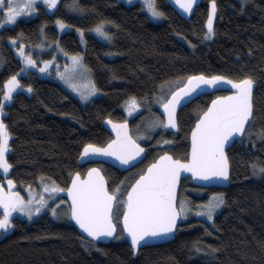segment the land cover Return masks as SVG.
<instances>
[{"label":"trees","instance_id":"16d2710c","mask_svg":"<svg viewBox=\"0 0 264 264\" xmlns=\"http://www.w3.org/2000/svg\"><path fill=\"white\" fill-rule=\"evenodd\" d=\"M211 2L199 0L189 17H184L169 0H156L164 16L153 22L139 2L128 5L118 0H79L83 10L78 11L69 7L72 0H59L52 12L39 6L35 17L1 30L0 93L4 82L21 69L8 44L9 37L20 36L30 44L42 39L48 44L59 41L68 54L82 51L73 30L57 32L58 18L73 29L83 30V62L100 92L82 104L59 83L35 71L19 76L23 88L31 85L32 91L14 93L3 116L11 133L7 159L12 165L9 177L16 182L14 190L20 192L22 186L37 189L43 185L42 179L67 188L70 174L79 171L83 175L91 165L79 161L84 145L101 146L111 139L105 120H125L122 106L135 98L143 110L129 120L130 126L144 128L154 115L161 118L159 111L152 112L154 101L169 95L187 76L199 73L253 78L255 143L245 138L228 149L229 187L200 188L189 178L182 180L179 200L189 201L194 212L214 192L224 194L225 204L212 221L190 211L171 242L135 251L121 234L122 210H118L120 238L93 245L63 215L68 205L59 192L64 202L60 218H53L49 212L31 222L14 218L12 230L0 237V264H264V175H254L252 170L253 163L264 165V139L256 136L264 129V0H215L214 35L208 40L204 33ZM100 21L106 22L109 41L91 33ZM219 94L222 92L209 93L181 109L178 131L158 130L156 137L145 134L150 137L146 138L147 157L133 170L123 173L97 164L109 189L122 186L121 182L130 183L162 151L184 158L197 114ZM163 139L173 144L158 145Z\"/></svg>","mask_w":264,"mask_h":264},{"label":"snow or ice","instance_id":"6c2138e0","mask_svg":"<svg viewBox=\"0 0 264 264\" xmlns=\"http://www.w3.org/2000/svg\"><path fill=\"white\" fill-rule=\"evenodd\" d=\"M174 2L184 12L190 13L195 0H174ZM43 3L49 9H54L57 7L58 0H43ZM36 5L37 0H0V11L3 12V17L0 18V28L8 24H15L17 18L22 15L38 12ZM144 5L152 17L164 16V12L158 8L156 0H144ZM69 7L73 10H83L79 0H72ZM216 11L217 5L215 0H212L211 11L207 19V31L204 33L208 39L214 35L213 17ZM55 23L60 29H64L66 26L65 21L59 18ZM105 23V21H100L94 30L101 36L110 39V33L106 32L104 28ZM41 31L43 32V29ZM78 31L83 32L82 29H78ZM17 39L18 37H9L13 45ZM16 50L26 65L36 64L31 54L25 53L23 46ZM44 63L45 68H41V71H45L46 66L51 62L45 61ZM81 66L80 55H74L70 66L73 71L64 74L62 79H65L71 87L80 92L82 99H87L96 91L94 84L90 87H78L76 84H71V80L75 78L76 70ZM224 84L230 85L231 90L228 91V94L216 96L205 110L197 114L195 125L191 129L190 153L186 154L184 158H176L169 151H162L152 163L147 165L146 170L141 171L130 188L124 190L126 196L123 199H120L123 196L121 186L117 185L114 189L109 190V185L101 170L95 167L89 168L86 175H82L79 171L70 174L71 183L67 188L60 187L54 181L51 184L44 183L42 179V192L33 194L31 186H29L30 195L28 199H25L20 192L14 190L16 182L7 178L9 169L12 167L7 159L11 133L4 120L0 119V170L7 178V185L0 181V230L7 232L14 227V213H21L31 219L35 214H39L47 208L51 196L46 198L43 195L44 192L66 191L70 197V203L63 215L74 220L79 229L91 238L93 245L98 240L104 241L109 237L120 238L115 235L118 208H122L121 234H127L134 250L153 239L167 237L177 227L178 220L193 211L189 201L177 200V187L181 173L189 172L193 177L204 181H227L230 177V164L226 148L237 140L243 141L247 138L252 141L254 80L251 76L231 79L228 76L216 74L189 75L186 81H182L180 85L176 86L175 91H170V95L165 94L160 97L159 102L165 118L157 117L148 124V127L153 130L162 127L178 131L177 106L201 86ZM5 87L3 100H0V113L4 111V101L11 100L13 92L23 85L17 76L13 75L5 81ZM27 88L29 92L32 91L31 85H28ZM132 103L135 107H139V105H135V98ZM113 127L117 133L115 140L110 141L105 147L85 144L81 156L103 154L115 157L123 164H128L129 161L144 152L141 144L137 143V140L129 134L126 122L119 126L113 125ZM256 136L264 139V129L257 132ZM146 138L150 139V137ZM252 142L255 143V141ZM161 143L171 145L173 141L167 139L157 141L158 145ZM252 170L254 175H264V165L253 163ZM223 204H225L224 194L214 192L207 201L196 207L195 213L212 221L217 209ZM51 215L60 218V206L52 207ZM202 250L197 248V251Z\"/></svg>","mask_w":264,"mask_h":264},{"label":"rangeland","instance_id":"374dc122","mask_svg":"<svg viewBox=\"0 0 264 264\" xmlns=\"http://www.w3.org/2000/svg\"><path fill=\"white\" fill-rule=\"evenodd\" d=\"M118 1L124 2L125 4H128V5L134 4L136 2H139L142 5V10L148 14L149 18L153 22H159V21L162 20V17L155 18V17H152L151 16L150 12L147 10V8L144 5V0H118ZM198 1L199 0H195V2L193 4V7H194V5ZM169 2L184 17H189V15L192 12V11L190 13L184 12L181 8H179L178 5L175 4L174 0H169ZM58 3H59V0H58ZM211 3H210V6H209V13L211 11ZM36 6H37V9L39 8V6L43 7L47 12H52L55 9V8L54 9H49L43 3V0H37V5ZM193 7H192V9H193ZM36 14H37V12L36 13H32V14H28V15H22V16H20V17L17 18V21L18 20H28L30 18L35 17ZM2 17H3V12L0 11V18H2ZM214 20H215V16L213 17V26H214ZM13 25L14 24H8V25L0 28V32H1L2 29L6 28V27H11ZM65 25L66 26H65L64 29H60L59 26L55 23L57 32L59 34H62L64 32H66V31L73 30L75 32V34H76L79 42H80L82 51H79V52H76V53H73V54H68V53H66V52H64L62 50L59 41H55L52 44L51 43L48 44L47 42H45L44 39H42L40 42L30 44V43L23 42L21 40L20 36H17L18 39L16 40L15 45H13L10 40H8V44L12 48L13 53H14V56L17 57L20 60V63H21V69L15 75L17 76V79L19 80V76L26 74L27 71H29V70L35 71L39 76L44 77V78H48L50 80H53V81L59 83L68 93H70L72 96H74L76 99H78L82 104H86V103L90 102L91 100L97 98L100 95V92L96 89V91L93 92L90 96H88L87 99H82L81 98V95H80V92L76 91L73 87H71L70 86V83L66 82L65 79H62V76L64 74L73 71V69L70 67L72 65V57L74 55L79 54L80 57H81V64H82V66H81V68H79L78 70H76L75 78L73 80H71V84H76L78 87H90L92 84H94L93 78H92L91 74L89 73L88 69L86 68V66H85V64L83 62V49H84V45H85V42H84V33L83 32L81 33L80 31H78V29H73L71 26H69L67 24H65ZM206 31H207V22H206ZM91 33L96 38H98L99 40L109 41V38H105V37L101 36L100 34H98L97 32H95L94 29L91 31ZM212 37L210 39H208V38L207 39L208 40H211ZM21 46H23L24 51H25L26 54H28V53L31 54L32 58L36 61V64L35 65H26L24 63L23 58L19 55V53L16 50L17 48H20ZM45 61H50L51 63H49L46 66V70L45 71H41V68H45V63H44ZM9 79H7V80H9ZM5 90H6V87H5V82H4L3 87H2V92L0 93L1 100H3V93H4ZM18 90H23L25 92H29L28 91V88L18 87L13 92L12 99H13L14 93H16ZM12 99L11 100H7V101H4L5 106H8L9 104H11ZM132 100L133 99L129 100L126 104H124L122 106V110L124 111V114H125V118L126 119H130V118L134 117L135 115H137L138 113H140L142 111V108H143L141 106V104L137 100H135V105H139V107H135L134 104L132 103ZM158 100H160V98ZM151 107L152 108H157V111H159V109L161 108L160 102L159 101H154V105H152ZM129 109H132V110L130 111ZM4 112H5V109H4L3 113H0V119H3ZM157 117H159V116L158 115L157 116L154 115L153 116V119H151V120H154ZM148 124H146V129L148 131H145L143 129H136V126L131 129V126H130L131 136L134 139H136L138 143L145 144L147 142L146 141V135L145 134H151V132H149L151 129L148 127ZM158 130H163L164 131L165 129L162 128V127H157L154 131L157 132ZM160 146H162V145H160ZM9 173H10V169H9ZM0 174L3 177L4 184L7 185V178H10L9 175L6 178L5 175L3 174L2 170H0ZM127 185H128V182L127 183H123V185L121 186L123 192L127 188ZM42 190H43V185H41L37 189H34V190L31 189V192L33 194H36V193H41ZM15 191H17V190H15ZM20 194L25 199H28L29 198V195H30L29 187L22 186L21 187ZM198 194H201V192L198 191ZM43 195L46 198L49 197V196H51V199L48 200V207L45 208V209H43L41 211V213L35 214L31 219H29L27 216H25V215H23L21 213H14L13 214L14 218H20V219L22 218V219H25V220L31 222V221L37 219L39 216H41L45 212H49V214L51 215V208L52 207L60 206V210L64 211V209L62 207V204L64 202H63V200L61 198H59V195H60L59 192H56V193H47V192H44ZM219 209H217V211ZM189 214H190V212L188 213V215L186 217H181V220H186L187 217L189 216ZM194 214L196 215L195 212H194ZM196 217L200 218L201 216L196 215ZM53 218H56V217H53ZM204 218L207 220L206 217H204ZM11 230H12V228H10L7 232H4L3 230H0V237L8 234Z\"/></svg>","mask_w":264,"mask_h":264},{"label":"bare ground","instance_id":"6f19581e","mask_svg":"<svg viewBox=\"0 0 264 264\" xmlns=\"http://www.w3.org/2000/svg\"><path fill=\"white\" fill-rule=\"evenodd\" d=\"M229 90H231V89H223V90H218V92H222V94H219V95H224V94H228V91ZM175 91V90H174ZM253 91H254V87H253ZM209 93H215V92H213V91H208V92H205V93H202V94H199L197 97H195L194 99H192L191 101H189L188 103H186L185 105H183V106H181L179 109H178V111H177V120H178V114H179V112H180V110L181 109H183L184 107H186V106H188L189 104H191L193 101H195L197 98H199V97H201V96H203V95H206V94H209ZM211 103V102H210ZM143 109V108H142ZM184 110V109H183ZM162 112H163V108L161 107L160 109H159V113H160V116H161V118L163 119V118H165L164 116H163V114H162ZM107 120H109V121H112V122H121V121H113V120H110V119H107ZM107 120H105V122L107 121ZM125 120H128V119H126L125 118ZM123 121V120H122ZM129 123V122H128ZM194 125H195V123H194ZM104 127H105V129H106V131L112 136V138L105 144V145H99L98 147H103V146H106L110 141H112V140H115V138H116V136L114 135V133H112V132H110L107 128H106V126H105V123H104ZM194 127V126H193ZM167 130H175V129H167ZM129 134L131 135V133H130V130H129ZM190 136H191V131H190V133H189V151H188V153H190V149H191V142H190ZM138 143V142H137ZM140 144V143H139ZM234 144V143H233ZM233 144L230 146V147H228V148H226V152L228 151V149L229 148H231L232 146H233ZM141 146L144 148V145H142L141 144ZM84 149V148H83ZM83 149H82V151H83ZM82 151H81V153H82ZM81 155V154H80ZM157 157V156H156ZM145 158H146V153H145V148H144V152L143 153H141L140 154V156H138L137 157V159H136V161L132 164V166H130L129 168H126V169H120L119 167H117V166H115V165H113V164H111V163H108V162H102V161H100V162H93V161H91V162H85V163H82L81 161H80V157H79V161H80V163L81 164H91L87 169H86V171L84 172V174L83 175H85L86 174V172H87V170L89 169V168H93V167H95V168H99L98 166H97V164H105V165H109V166H111V167H113V168H115V169H117V170H119V171H121V172H125V171H127V170H130V169H132V168H134V167H136L137 165H139L142 161H144L145 160ZM153 162V161H152ZM151 162V163H152ZM150 164V163H149ZM100 169V168H99ZM146 169H147V166H146ZM145 169V170H146ZM101 170V169H100ZM101 173H102V175L105 177V175L103 174V172L101 171ZM186 178H189L195 185H197L198 187H200V188H220V189H225V188H227V187H229V184H230V177H229V180H227V181H224V182H218V183H213V184H211V181H204V180H201V179H199V178H196V177H193V176H191L190 174H188V175H186V176H183V177H181L180 178V182H179V184H178V190H177V200H178V198H179V191H180V187H181V182H182V180L183 179H186ZM105 179H106V177H105ZM107 181V180H106ZM71 182V181H70ZM70 184V183H69ZM69 186V185H68ZM110 190V189H109ZM61 195L65 198V200H66V203H67V205H68V202H67V199H66V197L62 194V192H61ZM118 210H122V208H118L117 209V211ZM181 222V218H180V220H178V223H177V227L175 228V230H174V233H173V239L172 240H174V238H175V234H176V231H177V228H178V226H179V223ZM73 224V223H72ZM73 226L75 227V229L77 230V228H76V226L73 224ZM119 226H120V228H121V230H122V226H121V219H120V221H119ZM78 231V230H77ZM117 232H118V225H117V231H116V233H115V235H117ZM78 233L83 237V238H85V239H87V240H89V241H91V239H89V238H87L86 236H84L82 233H80L79 231H78ZM125 236H126V234H124ZM127 237V236H126ZM129 240H130V238L129 237H127ZM113 240V238H111L110 239V241L109 242H107V243H103V242H96V243H101V244H108V243H110L111 241ZM172 240H170V241H167V242H164V243H158V244H152V245H143V246H140L138 249H136L135 251H138L140 248H142V247H146V246H155V245H160V244H166V243H168V242H171Z\"/></svg>","mask_w":264,"mask_h":264},{"label":"water","instance_id":"95a60500","mask_svg":"<svg viewBox=\"0 0 264 264\" xmlns=\"http://www.w3.org/2000/svg\"><path fill=\"white\" fill-rule=\"evenodd\" d=\"M223 89H231V88H230V85H227V84L220 85V86H201L200 89H198L196 92L190 94L189 97L185 98V99L181 102V104H179V105L177 106V111H178V109H179L181 106L185 105L186 103H188L189 101H191L192 99H194L195 97H197L199 94H202V93L208 92V91H210V90L213 91V92H218V90H223ZM224 95H226V94H224ZM162 114H163V112H162ZM125 122H126V124H127V130H128V132H129V130H130V125H129L128 121H121V122H112V121H111V123H109V120H107V121L105 122V126H106V128H107L110 132L114 133V135L117 136L116 130H115V128L113 127V125H117V126H119V125H121V124H124ZM115 139H116V138H115ZM190 142H191V136H190ZM106 146H107V145H106ZM103 147H105V146H103ZM83 150H84V149H83ZM82 152H83V151H82ZM136 159H137V157H136L134 160L129 161L128 164H123V163H121L119 160H117L115 157L108 156V155L96 154V155L83 156V157L80 155V161H81L82 163H85V162H91V161H93V162H100V161H102V162H108V163H111V164H113V165L119 167L120 169H126V168H129V167L132 166V164L136 161ZM93 168H94V167H93ZM86 173H87V172H86ZM188 174H190V175L192 176V174L189 173V172H182V173H181V177L186 176V175H188ZM85 175H86V174H85ZM181 177H180V178H181ZM218 182L221 183V182H224V181H211V184H213V183H218ZM70 183H71V182H70ZM69 185H70V184H69ZM177 190H178V187H177ZM62 194L66 197L67 202H68V204H69V203H70V197L68 196L67 192L64 191V192H62ZM71 222L76 226L77 230H78L80 233H82V234H83L84 236H86L87 238L91 239L90 237H88V235H87L86 233L83 232V230L79 229V226L75 224V221H74V220H71ZM121 226H122V220H121ZM174 230H175V229H174ZM174 230H173V232H172L171 234H169L167 237L160 238V239H153L151 242H149V243H144V244H142L141 246H143V245L158 244V243H164V242L170 241V240L173 239V233H174ZM126 236H127V234H126ZM110 239H111V237H109L107 240H104V241H99V240H98L97 242L107 243V242L110 241Z\"/></svg>","mask_w":264,"mask_h":264},{"label":"flooded vegetation","instance_id":"af4514ba","mask_svg":"<svg viewBox=\"0 0 264 264\" xmlns=\"http://www.w3.org/2000/svg\"><path fill=\"white\" fill-rule=\"evenodd\" d=\"M207 95V94H206ZM204 96V95H203ZM202 97V96H201ZM200 98V97H199ZM198 99V98H197ZM196 99V100H197ZM143 110V109H142ZM157 111V108H155L154 110L152 109V112L154 113V112H156ZM141 113V112H140ZM139 114V113H138ZM137 114V115H138ZM137 115H135V116H137ZM134 116V117H135ZM134 117H132V118H130V119H133ZM130 119H128V122H129V120ZM129 125H130V122H129ZM136 129H143V130H145V131H148L147 129H146V126L144 127V128H136ZM155 130V129H154ZM153 129H151L149 132H151V135H153L154 137H156L157 135H156V131H154ZM176 130V129H175ZM175 130H169V131H175ZM111 138H112V136H111ZM141 144V143H140ZM142 145H144V148H145V153H146V157H147V146H148V142H146L145 144H142ZM142 162H144V161H142ZM141 162V163H142ZM140 163V164H141ZM139 164V165H140ZM117 170V169H116ZM131 170V169H130ZM130 170H127V171H130ZM132 170H133V168H132ZM119 171V170H118ZM127 171H125V172H127ZM121 172V171H120ZM124 173V172H123ZM138 178V174L135 176V177H133L132 178V180L130 181V183H128V185H127V188H130V186H131V184L132 183H134L135 182V179H137ZM180 192V191H179ZM126 196V192H125V194H124V197ZM178 200H179V198H178Z\"/></svg>","mask_w":264,"mask_h":264}]
</instances>
